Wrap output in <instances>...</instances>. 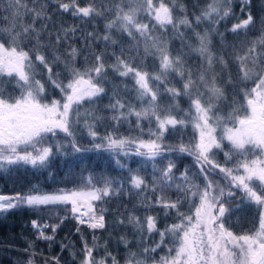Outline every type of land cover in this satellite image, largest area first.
Here are the masks:
<instances>
[{
  "label": "snow or ice",
  "instance_id": "6c2138e0",
  "mask_svg": "<svg viewBox=\"0 0 264 264\" xmlns=\"http://www.w3.org/2000/svg\"><path fill=\"white\" fill-rule=\"evenodd\" d=\"M3 2L0 170L47 168L57 157L94 151L109 153L128 175L89 172L70 189L0 194V214L33 210L35 241L50 246L73 220L79 250L67 237L59 245L73 264H264V15L253 13V0H204L191 13L178 0H52L54 12L49 0ZM56 14L82 23L57 24ZM97 19L104 20L103 33L86 31ZM228 21L234 22L221 32ZM229 34L234 42L225 43ZM118 37H126L127 46ZM174 40L181 45L175 51ZM149 58L153 70L146 67ZM109 71L132 81L135 103L116 86L98 110ZM49 88L59 99L46 98ZM182 99L188 109L180 107ZM84 104L89 107L81 111ZM124 125L136 135L122 134ZM189 126L193 136L185 141ZM81 127L91 147L79 143ZM169 133L176 134L175 144L166 143ZM173 154L193 157V167L180 171ZM121 156L143 163L132 169ZM148 164L150 179L142 172ZM125 196L137 203L130 209L118 204L109 221L107 205ZM246 204L258 206L259 227L235 233L229 221ZM161 214L175 222L161 226ZM117 227L132 236H118L122 257L109 249L111 234L97 235ZM35 241L17 264H36ZM43 264H62V257L44 256Z\"/></svg>",
  "mask_w": 264,
  "mask_h": 264
},
{
  "label": "trees",
  "instance_id": "16d2710c",
  "mask_svg": "<svg viewBox=\"0 0 264 264\" xmlns=\"http://www.w3.org/2000/svg\"><path fill=\"white\" fill-rule=\"evenodd\" d=\"M179 3H183L187 6L189 13L194 11L193 5L199 3L201 6L204 0H178ZM49 6L51 11H55V6L52 0H49ZM5 5L3 0H0V15H6L3 11ZM238 12V9H236ZM252 11L256 15H264V0H253ZM54 20L57 24L72 25L81 24L82 22L78 19L73 18L68 14H56ZM234 21H228L226 25L220 27V31L224 32L225 27H230L231 23ZM96 30L99 33L104 31V20L97 19L91 24L85 27L86 31ZM121 39L122 43L127 46L128 40L126 37H118ZM234 37L229 34L225 37V43L234 42ZM173 51L181 47L179 40H174L171 45ZM99 48H103V44L99 45ZM99 50V49H97ZM194 60H190L189 63H194ZM109 63L111 60L109 59ZM146 67L148 70H153L152 59L149 58L146 62ZM233 76L236 75L235 68L232 69ZM108 83H106V95L102 99L97 101L99 109H103L104 105L109 103V97L112 95L113 89L116 86H120V95L125 99L135 103V94L131 92L132 81L130 79L121 80L114 73L109 71L107 76ZM4 83H7V78L4 79ZM127 85L128 91H123L124 85ZM179 86V85H177ZM9 93H14L13 88L9 84L7 87ZM228 93L232 94V89H227ZM15 94V93H14ZM48 100L52 98L59 99V92L55 89L49 88L46 94ZM236 99L242 102L240 97ZM88 104H84L81 111L88 108ZM180 107L183 109H188L189 104L186 99L180 101ZM106 114V113H105ZM239 115L243 116L244 112L241 111ZM134 125V121H133ZM77 136L79 143L85 147H91L90 138L87 136L86 131L81 128H77ZM99 131L103 133L104 129L100 128ZM145 131H147V125H145ZM219 131V129H218ZM120 132L125 135H136V132H129L128 125H124L120 128ZM185 141L189 140L193 136V129L189 126L183 132ZM177 142L176 134L169 133L167 135L166 143L175 144ZM227 145V142L225 141ZM226 146L225 151L228 150ZM69 152L71 149L68 150ZM79 157V158H78ZM172 158L175 159L177 167L180 171H183L185 167H193V157L187 155L173 154ZM121 162L128 165L132 169L140 168L142 165V158L136 156H121ZM217 159L223 163L224 155L223 152L217 154ZM166 162V161H165ZM69 164L72 165L71 171H69ZM231 166V165H229ZM195 169L193 168V171ZM151 165L148 164L143 167V174L148 175L149 179L151 177ZM89 172H94L97 175H108L115 177L117 179H123L128 175L127 169L119 168L115 163V158L109 153L104 152L98 154L97 152H87L83 154H77V157L65 156L57 157L52 160L51 164L47 168H33L30 165H11L8 170H0V194L13 195L16 193H27L34 187L43 192H53L58 188H73L79 186L81 181V175L87 176ZM216 179H221L217 176ZM223 183V181L221 180ZM175 197L173 196V199ZM123 203L129 209L133 204L137 203L135 199L129 200L128 197H122L119 201H112L107 206L109 207L111 215L108 219L111 221L114 219V210L117 208L118 204ZM123 209H121L122 211ZM187 210V205L185 209ZM258 206L255 204H246L239 211H237L230 219L229 226L231 230L235 233L246 232L249 229L254 230L259 227L258 220ZM138 214H143V209L140 210ZM154 214V213H153ZM41 215H47V213H42ZM59 215H65V212L61 209L59 210ZM37 218V213L28 208H19L10 210L7 213L0 214V264H17L18 261L24 259L23 249L26 247L27 243L30 241H35V236L33 229L31 228L30 222ZM175 222L173 217L167 219L163 218L161 214L160 225L164 226L166 224H171ZM123 233H128L126 228H109L108 232L97 233L103 239H107L111 234V240L109 242V249L112 250L119 256L125 255V250L122 245L117 243L118 236ZM67 237L69 240L76 242V249L79 250V235L75 232V222L70 218L65 221L61 228L57 231L55 242L49 245L48 242L39 240L35 241V249L41 254L36 258V264H43L44 256H55L60 255L62 257V264H73L72 258L68 251L61 252L60 242L65 240ZM128 238L132 239L130 233H128ZM165 252H161L160 255H164Z\"/></svg>",
  "mask_w": 264,
  "mask_h": 264
},
{
  "label": "rangeland",
  "instance_id": "374dc122",
  "mask_svg": "<svg viewBox=\"0 0 264 264\" xmlns=\"http://www.w3.org/2000/svg\"><path fill=\"white\" fill-rule=\"evenodd\" d=\"M244 115H245V113H244ZM229 126H231V125H229Z\"/></svg>",
  "mask_w": 264,
  "mask_h": 264
},
{
  "label": "water",
  "instance_id": "95a60500",
  "mask_svg": "<svg viewBox=\"0 0 264 264\" xmlns=\"http://www.w3.org/2000/svg\"><path fill=\"white\" fill-rule=\"evenodd\" d=\"M3 195H5V194H3Z\"/></svg>",
  "mask_w": 264,
  "mask_h": 264
}]
</instances>
